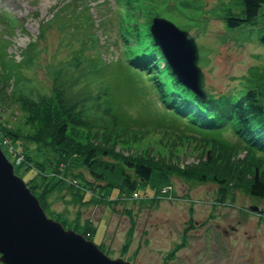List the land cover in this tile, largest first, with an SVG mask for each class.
<instances>
[{
  "label": "trees",
  "instance_id": "obj_1",
  "mask_svg": "<svg viewBox=\"0 0 264 264\" xmlns=\"http://www.w3.org/2000/svg\"><path fill=\"white\" fill-rule=\"evenodd\" d=\"M80 1L82 6L77 11ZM118 1L114 17L122 55L115 65L118 64L119 71L135 68L148 75L163 107L186 121L181 126L185 129L182 136L192 135L188 143L198 145L200 157L196 162L180 166L179 153L174 151L177 147L169 148L167 154H151L150 146L137 155H125V150L117 149L120 144L128 143L118 139L143 140L151 135L153 128L150 125L133 128L125 113L116 112L108 80L113 66L109 70V65L97 55H88L89 44L84 35L72 34L74 40L64 36L60 46L68 50V56L56 65L47 66L50 78L47 88L38 86L33 78L34 64L41 53L38 42L23 51L24 57L18 62L2 54L9 43L4 39L0 45V89L12 87L9 96L18 100L26 120L39 125L38 131L29 136L30 144L37 146L36 154L22 145L25 161L21 166L36 172L26 183L47 215L93 241L97 227L89 221L83 225L81 218L76 217L69 222L63 214L51 212L49 199L54 193L66 190L72 195L73 204L86 206L94 199V204H107L116 211L115 206L141 191L152 190L155 197L171 184L174 176L217 185L220 201L239 189L264 199V105L260 92L249 89L238 98L209 93L207 99H201L179 83L152 38L153 19L169 16L174 9L173 1ZM233 6L240 7V12L226 10L222 19L228 28L238 29L254 24L264 0H237ZM83 7L86 9L81 10ZM88 10L87 1L69 0L51 22H60L57 27L63 32L75 27L74 32L81 25L87 28L92 26L86 14ZM0 20L12 27L15 19L9 16ZM45 32L42 29L40 35L44 36ZM261 42L264 44V37ZM90 47L95 50L99 45L94 41ZM35 65V68L39 66ZM172 127L162 129L163 133L174 130ZM0 132L7 135L3 129ZM9 133L17 142L23 138L18 133ZM91 133L101 134L102 140L93 138ZM96 191L102 194L103 200L96 199L95 194L89 195ZM87 196L90 197L86 199ZM107 196H110L108 201ZM128 246L129 243L124 248ZM99 248L104 251L102 246Z\"/></svg>",
  "mask_w": 264,
  "mask_h": 264
},
{
  "label": "rangeland",
  "instance_id": "obj_2",
  "mask_svg": "<svg viewBox=\"0 0 264 264\" xmlns=\"http://www.w3.org/2000/svg\"><path fill=\"white\" fill-rule=\"evenodd\" d=\"M85 1L89 3L86 14L92 26L85 28L81 25L74 32L75 27L63 32L57 27L60 22L51 21L69 0H0V19L9 16L15 19L12 27L0 20V45L4 39L9 41L2 54L6 59L19 62L24 57L23 51L38 42L41 53L35 64L39 66L35 68L34 64V73H29H33L38 86L47 88L50 79L47 68L68 56V50L60 46L64 36L74 40L72 34L84 35L89 44L88 55H97L105 65H109V70L113 66L108 80L116 112L119 115L125 113L133 128L149 125L153 128L151 135L143 140L118 139L128 143L120 144L117 149L125 150V155H137L148 146L151 154H167L169 148L177 147L174 151L179 153L177 163L180 166L198 161L200 148L188 143L192 135L185 133L189 137L182 136L185 129L181 126L186 121L163 107L156 91L152 90L148 75L135 68L119 71L118 64L115 65L121 61L122 55L114 17L119 1ZM172 1L174 9L166 18L179 28L188 30L196 39L199 66L205 74V89L216 96L226 94L234 98L249 89H256L264 105V44L261 42L264 37V7L254 24L230 29L222 17L226 10L229 13L240 12V7L233 6L237 0ZM80 6L81 1L77 11ZM42 29L46 31L44 36L40 35ZM94 41L99 47L92 50L90 46ZM11 91L12 87L0 89V127L7 132V135L0 132V145L16 168L17 175L26 183L35 177L36 172L21 166L25 161L22 145L36 154L37 146L30 144L29 136L38 131L39 125L26 120V113L18 100L9 96ZM171 125L175 131L167 129L170 132L163 133L162 129ZM9 132L18 133L22 140H13L8 136L11 135ZM91 135L102 140L101 134ZM159 140L163 143L160 144ZM86 177L91 182L87 173ZM91 194L102 199V194L97 191ZM219 196V187L215 184H201L174 176L171 184L155 197L152 190L141 191L139 196L115 206L116 211L107 204H94V199L86 206L78 202L73 204L72 195L66 190L54 193L49 202L51 212L63 214L69 222L80 217L83 225L89 221L97 227L93 241L102 246L112 259L123 258L131 264H243L246 255L250 262L256 260L252 251L244 252L247 246L243 243L254 235L264 264V199L250 196L240 189L231 191L224 201H220ZM109 198L105 199L108 201ZM242 230L247 234L243 235Z\"/></svg>",
  "mask_w": 264,
  "mask_h": 264
},
{
  "label": "water",
  "instance_id": "obj_3",
  "mask_svg": "<svg viewBox=\"0 0 264 264\" xmlns=\"http://www.w3.org/2000/svg\"><path fill=\"white\" fill-rule=\"evenodd\" d=\"M150 31L178 81L207 99L195 38L161 17L153 19ZM0 263L131 264L121 258L112 259L93 241L49 218L38 198L15 173L1 146Z\"/></svg>",
  "mask_w": 264,
  "mask_h": 264
},
{
  "label": "flooded vegetation",
  "instance_id": "obj_4",
  "mask_svg": "<svg viewBox=\"0 0 264 264\" xmlns=\"http://www.w3.org/2000/svg\"><path fill=\"white\" fill-rule=\"evenodd\" d=\"M260 215V214H259ZM241 233H243V235L246 233V231H241ZM247 234V233H246ZM254 236V235H253ZM253 236H249V238H247L246 240L243 241V243L246 244V249L244 252L246 251H252L253 254L255 255L256 257V260H254V262H250L248 259L250 257H248L246 255V257L244 258V261H242L243 264H262V251L259 249L260 247L258 246L259 245V242L257 241H254L255 239L253 238ZM250 248L251 250H248L247 248ZM263 253H264V250H263ZM246 254V253H245ZM259 259V263L257 262V260Z\"/></svg>",
  "mask_w": 264,
  "mask_h": 264
}]
</instances>
